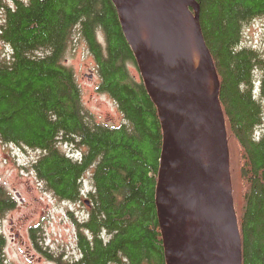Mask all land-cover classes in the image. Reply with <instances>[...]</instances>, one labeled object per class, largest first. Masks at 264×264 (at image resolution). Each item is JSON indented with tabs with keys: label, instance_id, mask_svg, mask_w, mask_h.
<instances>
[{
	"label": "trees",
	"instance_id": "16d2710c",
	"mask_svg": "<svg viewBox=\"0 0 264 264\" xmlns=\"http://www.w3.org/2000/svg\"><path fill=\"white\" fill-rule=\"evenodd\" d=\"M196 1L220 79L243 264H264V55L242 45L246 25L264 17V0ZM0 4V39L11 48L0 58V138L40 150L32 167L59 199H92L86 218H75L78 257L44 251L38 225L31 228L37 249L58 264H167L156 203L161 120L142 77L129 71L137 61L114 2ZM76 30L97 62L99 91L109 93L124 115L119 125L98 122L83 105L74 70L64 61ZM92 167L93 189L84 192ZM16 202L0 187V219ZM6 243L0 232V264H10Z\"/></svg>",
	"mask_w": 264,
	"mask_h": 264
},
{
	"label": "water",
	"instance_id": "95a60500",
	"mask_svg": "<svg viewBox=\"0 0 264 264\" xmlns=\"http://www.w3.org/2000/svg\"><path fill=\"white\" fill-rule=\"evenodd\" d=\"M141 72L158 108L163 131L156 203L167 264H224L216 260L229 234L235 245L233 264H243V244L233 190L222 184L230 150L226 119L219 92L220 80L200 25L196 0H112ZM194 19V36L200 54L194 67L181 33V6ZM138 23H144L151 39L146 44ZM211 72L213 95L205 81ZM211 137L212 155L204 164L200 140ZM90 204L89 200L86 201ZM198 211L204 222L186 242L184 231Z\"/></svg>",
	"mask_w": 264,
	"mask_h": 264
},
{
	"label": "rangeland",
	"instance_id": "374dc122",
	"mask_svg": "<svg viewBox=\"0 0 264 264\" xmlns=\"http://www.w3.org/2000/svg\"><path fill=\"white\" fill-rule=\"evenodd\" d=\"M3 17L4 8L0 4V24ZM98 37L105 44L102 32ZM242 45L259 50L264 55V17L256 18L246 25ZM10 53V46L0 39V58ZM64 61L74 70L85 109L98 122L112 126L123 123L124 115L117 102L109 93L98 89L101 77L97 62L78 30L74 33ZM129 71L137 79L142 77L137 63H129ZM62 148L67 152L75 150L71 145H62ZM39 153L40 150L6 143L0 138V187H4L17 199L16 206L0 219V232L6 237L5 251L10 264H58L37 249L31 237V228L37 225L40 229L36 239L42 238L43 242L39 244L44 251L55 256L62 255L64 259L78 257L80 253L75 218H86L90 208L86 201L90 200L91 203L92 199L85 194L76 202L62 200L48 190L32 167ZM93 169L84 177V192L93 189Z\"/></svg>",
	"mask_w": 264,
	"mask_h": 264
},
{
	"label": "bare ground",
	"instance_id": "6f19581e",
	"mask_svg": "<svg viewBox=\"0 0 264 264\" xmlns=\"http://www.w3.org/2000/svg\"><path fill=\"white\" fill-rule=\"evenodd\" d=\"M181 33L183 36L184 46L190 61L193 63L194 67L198 66L200 60V54L196 45L195 36H194V19L192 15L189 13L188 8L185 4L181 6ZM140 34L146 44H149L151 39V33L148 27L144 23H138ZM206 90L209 96L213 95V81L212 74L209 72L206 81ZM200 155L204 162V164H208L211 155H212V147H211V137L209 135H204L200 140ZM226 168V170H225ZM229 164L228 162L225 164L223 172H222V184L227 192H230V183H229ZM203 214L195 211L188 220L184 231V237L186 242H188L199 230L201 225L204 222ZM234 252L235 245L234 241L228 234L226 238L220 245L219 253L216 258L218 262H223L224 264H233L234 260Z\"/></svg>",
	"mask_w": 264,
	"mask_h": 264
}]
</instances>
